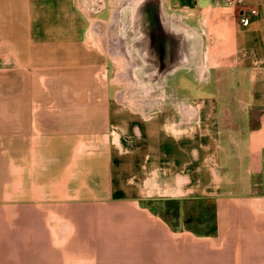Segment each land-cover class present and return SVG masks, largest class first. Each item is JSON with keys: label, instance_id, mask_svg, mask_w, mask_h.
Segmentation results:
<instances>
[{"label": "crops", "instance_id": "1", "mask_svg": "<svg viewBox=\"0 0 264 264\" xmlns=\"http://www.w3.org/2000/svg\"><path fill=\"white\" fill-rule=\"evenodd\" d=\"M157 2L187 100H94L90 5L0 0V264H264V0Z\"/></svg>", "mask_w": 264, "mask_h": 264}, {"label": "rangeland", "instance_id": "2", "mask_svg": "<svg viewBox=\"0 0 264 264\" xmlns=\"http://www.w3.org/2000/svg\"><path fill=\"white\" fill-rule=\"evenodd\" d=\"M79 1L82 5H90L89 8H86L88 12L82 14L86 25L84 31L80 32L84 38V43L94 52V55H96L94 58L97 59L93 63L94 81L97 85L95 89L98 91L97 94H94V100H102V93L106 90L110 101L162 102L187 100L182 97L188 95L176 94L173 89L180 82L196 86L198 80L195 69L196 64L188 62V65L191 64V70H175L174 76L168 74V69L164 71L165 68L162 67L166 57H168V66L171 64L169 61L177 57L181 48L180 39L186 43V35L182 38L185 31L180 29V24H177L180 18L175 15H172L174 18H171V14L160 7L159 2H157L159 0H138V3H140H137L138 14L135 22L138 28L137 32L140 33L138 35L140 40L132 47L135 48L136 55L138 54L141 58V54L144 55V58L141 59L144 61V69L141 71V75L136 73L135 80L131 75L125 55H122L115 46L117 43L116 37H121L120 27L117 26L119 23L112 26L110 23L113 20L115 9L123 3H125V14L127 10L130 11L132 0H110L108 9L101 14L96 13V10L100 8L98 2L102 0ZM145 9L149 15L148 21L151 20L148 29L146 26L148 21L145 22L143 14ZM172 26L176 28H172ZM165 27H167V30ZM123 34L126 36V30L123 31ZM138 36L133 31L129 32L131 40L136 39ZM177 36L178 38H175ZM189 42L190 48L193 47L192 42L195 46L194 40ZM125 44L131 54L128 42L125 41ZM190 51L196 53V47H193ZM165 72H167V76H164ZM187 79L189 80L188 83L186 82ZM253 114L255 116L257 111ZM201 207V205H194L190 207L189 211L185 210L187 215L184 216L185 218L183 217V221H180L181 206L175 201H169L168 204L163 205L160 213L169 221L172 227L177 228L183 222L191 226L193 224L192 220H202Z\"/></svg>", "mask_w": 264, "mask_h": 264}, {"label": "bare ground", "instance_id": "3", "mask_svg": "<svg viewBox=\"0 0 264 264\" xmlns=\"http://www.w3.org/2000/svg\"><path fill=\"white\" fill-rule=\"evenodd\" d=\"M131 3L132 4L130 7V11L127 10L126 14H125L126 11H124L125 3H123L121 6L116 8L114 11V14H113L114 15L113 20L110 23H111V26L119 23L117 26L120 27L121 37H116L117 43L115 46L117 47L118 51L122 55H125L127 62L129 64V70H131V75L136 80V76H135L136 73L140 74L141 71L144 69V66H143L144 61L141 60L142 58H144L143 57L144 55L141 54L142 58L138 54L136 55L135 48L132 47V45L135 46V44L138 43V41L140 40V38L138 36L140 33L137 32L138 28H137V24L135 22L136 15L138 14V10H137L138 0L137 1L132 0ZM128 5H130V4H128ZM143 14L145 16V22H146V20L148 21L149 15H148L146 9H145V11H143ZM167 16H168V13H167ZM170 17L174 18L172 15H170ZM177 18H180V17H177ZM150 22H151V20L148 21V24L146 23L147 29L150 26ZM179 24H180V27L186 28V26L184 24H182L181 19L179 20ZM134 29H135V31H134ZM125 30H126V36H124V34H123V31H125ZM189 30H190L189 32H191V31L193 33L196 32V31H193L191 29H189ZM131 31L135 32L136 36H138V37H136V39H132V40L130 39L129 32H131ZM125 41H126V43L128 42V46H129V50L131 51V54L128 52V49L125 46L126 45ZM162 67L165 68V63L162 65ZM164 74H165L164 76H167L166 75L167 72H165Z\"/></svg>", "mask_w": 264, "mask_h": 264}, {"label": "built area", "instance_id": "4", "mask_svg": "<svg viewBox=\"0 0 264 264\" xmlns=\"http://www.w3.org/2000/svg\"><path fill=\"white\" fill-rule=\"evenodd\" d=\"M231 7H236L240 0H222ZM258 15V9L256 7H250L246 12H242L239 16L241 23H248Z\"/></svg>", "mask_w": 264, "mask_h": 264}]
</instances>
